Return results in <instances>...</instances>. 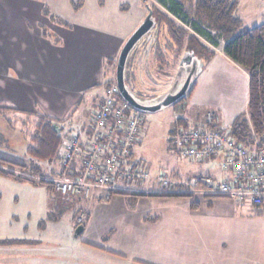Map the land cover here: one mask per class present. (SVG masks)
Returning <instances> with one entry per match:
<instances>
[{
    "label": "rangeland",
    "instance_id": "374dc122",
    "mask_svg": "<svg viewBox=\"0 0 264 264\" xmlns=\"http://www.w3.org/2000/svg\"><path fill=\"white\" fill-rule=\"evenodd\" d=\"M30 1L41 4L43 19L47 22L46 25L43 22L36 25L31 21L26 22L25 26L31 34L38 28L44 36H52L50 24L67 28L85 24L122 36V33L129 31L140 17H145L149 10L153 12L155 24L159 23L157 14L160 13L169 17L175 26L189 30L184 23L169 14L157 0ZM234 14L241 18L244 26L248 28L258 26L264 21V0H237ZM54 25L52 30H56L53 28ZM157 33L161 34L160 41L163 44L164 38L167 37L163 26L162 29L155 27L153 35L156 37ZM190 33L194 35L192 31ZM5 35V32L1 33L0 39L5 38ZM197 39L209 51L221 56L223 41L216 39L217 46L211 47L201 38ZM50 43L53 45L55 42ZM139 47L141 46L137 47L131 68L128 66L132 55V52L130 53L124 74V80L128 85L131 79L133 90L130 89L134 97L142 102L156 101L170 91H178L188 78L187 66L179 69V62L185 52L177 58H174L170 50L164 52L165 63H159L152 49L145 55L143 52L140 53ZM50 61L52 60L48 58L49 66L52 65ZM204 61L207 62L204 57L194 61L195 73L193 76L190 74L193 78L189 86L197 80L202 71L206 72ZM114 66L116 64L109 71L108 78L114 74ZM231 76L230 74L229 78ZM174 83L175 90L172 88ZM221 86L224 88L223 95L227 97L234 94L237 96L244 91V86L238 87L232 79L227 85ZM102 92V87H92L78 101L67 99L65 108L61 110L63 113L56 118L59 126L65 129L80 111H85L86 114L92 112L94 107L101 103ZM75 97L76 95L72 98ZM189 108L192 106L189 100L184 98L180 103L145 113L146 116L140 125L139 139L132 148V161L142 162L151 174V180L142 188L156 189L157 177L162 173L176 183L171 192L169 191L170 194L182 189L192 178H209L213 182L222 178L218 162L199 163L181 159L175 155L168 143L172 122L181 117L188 118L190 122L194 120L187 113ZM36 120L34 117L13 116L9 111L0 110V158L27 165L23 172L25 174L30 173L28 167L31 168V162H34L42 168L40 174L45 175L49 165L36 162L26 155V149L30 145L28 138L35 131ZM225 123L226 117L220 116L222 129L225 128ZM56 164L59 165L58 160H54L50 165L54 172L57 171ZM14 173L21 176L17 170H14ZM37 178L34 183H30L0 176V241L26 240L25 243H28L27 241L33 243L39 240L73 239L92 244L108 242V247L122 252V261L127 259L131 262L120 264H174L175 255L165 252L167 251L165 248L182 249L183 255L187 241H194L199 243L201 248L207 245L208 252L202 251L201 257L207 255L208 264H211L209 261L212 256L213 264H264V207L236 204L230 199L220 197L212 198L213 207L208 209L203 205L206 198L193 196L192 201L201 204L194 211L196 213L189 214L187 206L190 205V199L141 197L133 200L117 194L103 197V191L99 195L95 192L91 201H84L80 197H63L53 190L51 192L47 185L39 183ZM81 212H84L86 217L79 221ZM193 223L200 224V229L196 230ZM77 225L84 227L82 233L74 237ZM156 241L160 249L164 248L163 252L154 249ZM22 243L24 242L0 243V264H7L5 256L10 254L7 252L8 249H14L15 245ZM43 248L50 254L53 247L46 243ZM26 249L28 250L25 254L39 255L34 246ZM78 254H75L76 257ZM62 255L65 258L69 257L68 252ZM33 261L35 262L36 258ZM34 262L32 264H35ZM39 263L45 264L42 261Z\"/></svg>",
    "mask_w": 264,
    "mask_h": 264
},
{
    "label": "crops",
    "instance_id": "0c3cea01",
    "mask_svg": "<svg viewBox=\"0 0 264 264\" xmlns=\"http://www.w3.org/2000/svg\"><path fill=\"white\" fill-rule=\"evenodd\" d=\"M43 16V9L38 2L0 0V34L6 33L5 38L0 39V110L9 111L13 116H49L56 119L63 113L61 110L65 108L67 99L78 101L92 87H102V83L109 77V71L116 64L125 41L144 19L143 16L140 17L122 36L85 24L67 28L50 23L52 36H44L38 28L31 34L25 23L31 21L36 25L43 22L46 25ZM53 25L56 30H52ZM50 42L55 43L52 45ZM48 58L52 60L51 66L48 65ZM207 62L206 72L202 71L195 82L189 100L192 108L187 113L192 118L196 116V112H215L219 118L226 117L224 127H227L239 114L246 111L248 76L223 53L221 56L214 55ZM230 74L232 76L229 78ZM230 79L238 87L244 86V91L237 96L223 95L224 88L221 84L227 85ZM172 86L175 90V83ZM97 108L94 107L88 114L85 111L76 113L63 134L76 132L74 135H86L89 118ZM205 204L203 205L206 206ZM187 208L189 214L196 213L189 205ZM193 224L196 230L200 229V224ZM27 242L8 249L10 254L5 256L7 264H32L34 258L35 264L41 261L45 264L131 263L127 259L122 261V252L108 247V242L92 244L73 239ZM156 242L154 249L163 252L164 248L160 249L158 241ZM46 243L53 247L50 254L43 248ZM31 246H34L39 255L25 254L28 250L26 248ZM184 247L183 255L182 249L165 248V252L175 255L174 264H208L207 255L201 257L202 251L208 252L207 245L201 248L199 243L187 241ZM64 252L69 253L68 258L62 255ZM76 253H79L77 257ZM213 260L212 256L209 262L213 264Z\"/></svg>",
    "mask_w": 264,
    "mask_h": 264
},
{
    "label": "built area",
    "instance_id": "2783aa9c",
    "mask_svg": "<svg viewBox=\"0 0 264 264\" xmlns=\"http://www.w3.org/2000/svg\"><path fill=\"white\" fill-rule=\"evenodd\" d=\"M102 89L101 103L89 118L88 133L65 134L58 159V177L47 178L53 192L84 200H91L96 191H103L106 197L111 191L171 192L176 183L163 173L157 177L156 189L142 188L151 180L150 171L132 161L129 155L139 139L144 113L122 100L116 85L107 89L102 86ZM187 123V126L171 124L170 142L175 155L190 162H218L222 178L217 182L192 178L177 192L264 207V133L251 130L246 143L237 141L230 136L228 126L222 129L218 117L211 112ZM75 160L79 162L76 170ZM77 171L80 174L76 175ZM81 213L79 221L86 217Z\"/></svg>",
    "mask_w": 264,
    "mask_h": 264
},
{
    "label": "trees",
    "instance_id": "16d2710c",
    "mask_svg": "<svg viewBox=\"0 0 264 264\" xmlns=\"http://www.w3.org/2000/svg\"><path fill=\"white\" fill-rule=\"evenodd\" d=\"M157 2L164 7L169 14L179 19L184 23L185 27L181 28L174 25V23L166 15L157 14L158 24H155L153 18L152 29L150 32L134 47L131 51V65L133 62L134 56L137 53V47H139L141 52L148 54V52L153 50V53L159 63H165L164 52L172 51L174 58H177L179 55L186 51L192 52L194 54V61L200 60V57H204L207 61L211 60L214 57V53L209 51L207 47L202 45L197 39V37L204 40L209 46L216 47L217 40L224 42L222 47V53L233 63L237 64L248 76V92H247V105L246 111L239 114L227 127V130L231 137L237 141L246 143L249 140L250 132L253 130L256 134L264 133V21L255 27L248 28L244 26L243 21L240 17L234 14L237 7V0H157ZM153 13V12H152ZM196 20V21H195ZM198 21V23H197ZM162 26L165 31V36L163 44L161 43L160 36L161 34L153 35V30L155 27L162 29ZM208 29L205 30V29ZM194 33H190L191 31ZM212 33L214 35H212ZM154 48V49H153ZM139 50V51H140ZM130 52V53H131ZM130 55V54H129ZM130 64L128 66H131ZM183 67L180 66L179 69ZM193 76V75H192ZM192 76H187L185 79L189 80V84ZM178 81V79H176ZM184 81V82H185ZM195 82L189 86L188 90L177 103L182 102L185 98L190 100L192 92L195 87ZM126 86L133 90L131 79L129 85L125 81ZM115 84V68L114 74L111 78L105 79L102 83L104 89H107ZM183 85V83H182ZM130 89V90H131ZM168 94H173L169 92ZM164 95V97L166 96ZM100 104V103H99ZM97 104L96 107L99 106ZM186 109V108H185ZM96 111V110H95ZM213 113L219 119V116L212 111H206ZM206 112H196L194 120H198ZM144 113V112H143ZM146 116L145 113L142 116L144 119ZM175 126H187L188 118H178L175 121ZM142 123V121H141ZM34 133H32L28 141L30 145L26 149V155L36 161L43 162L46 165H49L48 169L45 170V175L40 174L42 168L35 165L31 162V168L28 167L30 173H23L24 168L27 165L20 164L17 162L9 161L3 158H0V176L10 178L17 181H28L34 183L36 177L39 183L47 185L48 189L52 192L51 183L47 181V177H58L57 171L54 172L50 165L54 160L59 159L60 148L64 142L66 135L64 129L59 126L58 120L49 117V116H40L37 118L34 124ZM59 129V132H57ZM170 138L172 136V131H170ZM88 133V130H87ZM79 136V135H77ZM168 143L171 147L170 139ZM172 148V147H171ZM85 150H83L84 152ZM86 153V152H85ZM85 153L82 157H84ZM133 153L131 152L129 158L132 159ZM59 161V160H58ZM55 163V162H54ZM77 160L74 161L73 166H79ZM143 164L142 162H137V164ZM34 164V165H33ZM54 165V164H53ZM57 169H58V164ZM14 170L20 172L21 176H17L14 173ZM80 174V171L76 172V175ZM40 175V176H38ZM27 176V177H26ZM47 176V177H46ZM74 176V175H73ZM202 178V177H197ZM100 193L101 191H96ZM104 193V192H103ZM173 194H153V193H134V192H118L111 191V194H117L121 196L130 197L133 200L138 198H186L190 199L189 206L192 210L199 208V203L192 201L193 195L184 194L179 192H172ZM96 195H98L96 193ZM105 197V194H102ZM97 197V196H96ZM99 197V196H98ZM94 198V195H93ZM92 198V199H93ZM80 199V198H78ZM91 199V200H92ZM206 207L211 208V198L206 197ZM84 200V199H82ZM84 200V201H91ZM79 226V225H77ZM82 227H84L82 225ZM19 242H25L23 240H12L0 241L2 244H17Z\"/></svg>",
    "mask_w": 264,
    "mask_h": 264
},
{
    "label": "water",
    "instance_id": "95a60500",
    "mask_svg": "<svg viewBox=\"0 0 264 264\" xmlns=\"http://www.w3.org/2000/svg\"><path fill=\"white\" fill-rule=\"evenodd\" d=\"M152 17V11L149 10L147 15L145 16L144 20L141 22V24L133 31V33L127 38L124 45L122 46L116 66H115V84L118 88L120 97L122 100H124L126 103H128L132 108L135 110L144 112V113H151L155 112L162 107L169 106L171 104H175L178 102L182 97L185 95L189 80H186L181 88L173 93L168 94L165 96V98L158 104L155 105H147L144 103H141L138 101L132 91L126 86L125 80H124V74H125V68H126V62L129 57L130 52L134 49V47L150 32L152 29L153 22L151 20ZM194 57V54L192 52L186 51L180 62V66L188 65L191 63L192 59ZM57 132H59V129H57ZM83 231L82 226H78L74 231V237H78Z\"/></svg>",
    "mask_w": 264,
    "mask_h": 264
},
{
    "label": "flooded vegetation",
    "instance_id": "af4514ba",
    "mask_svg": "<svg viewBox=\"0 0 264 264\" xmlns=\"http://www.w3.org/2000/svg\"><path fill=\"white\" fill-rule=\"evenodd\" d=\"M145 18V17H144ZM151 19H152V17H151ZM144 20V19H143ZM193 65H194V58L192 59V61H191V63L190 64H188V65H186L187 67L186 68H188L189 70H188V76L190 77V74L191 75H193L194 73H195V70H194V67H193ZM186 74V75H187ZM136 98V97H135ZM165 97H161V99H159L158 100V98H157V100L156 101H148V102H142V101H140L139 99H137L138 101H140L141 103H144V104H147V105H155V104H158V103H160L163 99H164Z\"/></svg>",
    "mask_w": 264,
    "mask_h": 264
}]
</instances>
